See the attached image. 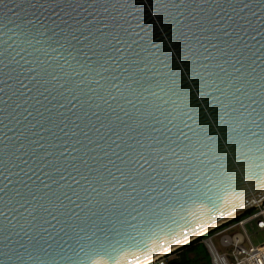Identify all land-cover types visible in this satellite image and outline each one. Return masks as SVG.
Instances as JSON below:
<instances>
[{
  "label": "water",
  "instance_id": "obj_1",
  "mask_svg": "<svg viewBox=\"0 0 264 264\" xmlns=\"http://www.w3.org/2000/svg\"><path fill=\"white\" fill-rule=\"evenodd\" d=\"M263 199L264 0H0V264H146Z\"/></svg>",
  "mask_w": 264,
  "mask_h": 264
},
{
  "label": "built area",
  "instance_id": "obj_2",
  "mask_svg": "<svg viewBox=\"0 0 264 264\" xmlns=\"http://www.w3.org/2000/svg\"><path fill=\"white\" fill-rule=\"evenodd\" d=\"M258 232H264V199L200 236L211 264H264V240L254 243L251 238ZM214 237L218 238L220 252L212 242ZM166 254L155 256L146 264H166Z\"/></svg>",
  "mask_w": 264,
  "mask_h": 264
},
{
  "label": "trees",
  "instance_id": "obj_3",
  "mask_svg": "<svg viewBox=\"0 0 264 264\" xmlns=\"http://www.w3.org/2000/svg\"><path fill=\"white\" fill-rule=\"evenodd\" d=\"M202 239L201 236L187 242L186 244L182 245L181 247L175 249L172 252L180 251L181 254L176 258L168 259L166 264H211L210 263V256L205 247V245L200 242ZM185 249V250H183ZM189 252H193L195 255L190 257L188 255ZM198 255H201L202 261L197 258Z\"/></svg>",
  "mask_w": 264,
  "mask_h": 264
},
{
  "label": "rangeland",
  "instance_id": "obj_4",
  "mask_svg": "<svg viewBox=\"0 0 264 264\" xmlns=\"http://www.w3.org/2000/svg\"><path fill=\"white\" fill-rule=\"evenodd\" d=\"M205 235L208 236L209 234H205ZM201 237L203 238V236H201ZM251 238H252V241H253L254 243H257L258 241H263V240H264V232H258V234H257L256 236L252 235ZM200 242H201V241H200ZM212 242L215 244L216 248H217L218 251L220 252V251H221V248H220V245H219L218 238H217V237L212 238ZM176 249H177V248H176ZM174 250H175V249H174ZM174 250H173V251H174ZM183 250H185V249H183ZM180 254H181L180 251H179V252H178V251H176V252H172V251H171V252H169L168 254H166V257H167L168 259L176 258V257H178ZM188 255H189L190 257H192V256H194L195 254H194L193 252H189ZM197 258H199L200 261L203 260L202 257H201V255H198ZM203 261H204V260H203Z\"/></svg>",
  "mask_w": 264,
  "mask_h": 264
},
{
  "label": "bare ground",
  "instance_id": "obj_5",
  "mask_svg": "<svg viewBox=\"0 0 264 264\" xmlns=\"http://www.w3.org/2000/svg\"><path fill=\"white\" fill-rule=\"evenodd\" d=\"M212 227H213V226H212ZM209 229H210V228H207V229L201 231L200 233H197L196 235H203V233H205V232L208 231ZM196 235L192 236V237L189 238V239H192V238L195 237ZM189 239L185 240L184 242L189 241ZM184 242H183V243H184ZM173 249H174V248H173ZM173 249L168 250L167 253L170 252V251H172ZM164 253H166V252H164Z\"/></svg>",
  "mask_w": 264,
  "mask_h": 264
}]
</instances>
